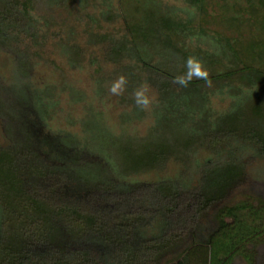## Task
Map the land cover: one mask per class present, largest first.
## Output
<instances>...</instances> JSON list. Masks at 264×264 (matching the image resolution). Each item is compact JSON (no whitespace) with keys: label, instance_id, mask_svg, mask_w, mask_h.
Wrapping results in <instances>:
<instances>
[{"label":"trees","instance_id":"1","mask_svg":"<svg viewBox=\"0 0 264 264\" xmlns=\"http://www.w3.org/2000/svg\"><path fill=\"white\" fill-rule=\"evenodd\" d=\"M115 1H59V6L78 14L77 21L73 18L64 22L72 35L64 46L75 58L69 67H75L82 57L81 48L75 44L80 23L86 44L99 46L100 53L104 47L101 60L108 66L118 62L120 53L137 39L147 42V33L119 15L97 17L100 10L111 12ZM210 1L220 0H173V6L166 2L168 9L181 18L177 22L166 19L163 29L203 52L215 49L219 39L215 41L213 28L207 29L213 24L204 19ZM41 9L44 7L38 0H3L0 4V47H6V42L16 47L19 56L26 59V77L33 78L34 50L56 32L55 21L45 24L40 18ZM111 23L120 24L116 34L102 30ZM43 25H47V33L37 43L32 31ZM60 33L63 37L59 43L65 41L64 33ZM27 42L33 43L24 46ZM177 42L167 36L162 45L171 48L180 60L194 57L184 53ZM136 58L144 68L145 80L156 85L161 94L171 93L173 87L186 88L173 82L174 77L185 74L183 71L172 74L152 60L139 55ZM100 62L90 60L95 67L97 96L103 94L101 83H96L102 81L98 78L100 69H104ZM229 75L219 76L228 82ZM262 75L264 69H256L257 81ZM195 82L193 79L190 84ZM229 84L235 93H251L253 89L242 83ZM219 88H208L202 100L213 102V92ZM147 94L152 104L143 116H149L154 101ZM71 96L79 102L84 100L81 94ZM57 99V95H40L33 98L30 109L23 104L30 120L25 119L16 132L2 121L5 144L0 145V264H235L236 260L264 264V179L254 177L255 173L247 169L253 160L264 161V134L255 131L246 135L255 151L253 160L208 157L201 162L199 177L185 172L175 179L168 163L177 160L173 158L177 151L161 144L127 166L126 181L94 180L87 173H75L70 166L85 154L84 146L75 145L76 133L61 130L58 136L59 130L49 128L59 106ZM91 115L105 129L101 114ZM137 120L140 122L139 117ZM188 146V140L180 144L181 149ZM244 187L253 189V193L235 200L236 191ZM146 191H150L151 201L142 195Z\"/></svg>","mask_w":264,"mask_h":264},{"label":"rangeland","instance_id":"2","mask_svg":"<svg viewBox=\"0 0 264 264\" xmlns=\"http://www.w3.org/2000/svg\"><path fill=\"white\" fill-rule=\"evenodd\" d=\"M38 1L44 7L40 11V18L44 19L45 24L50 20L55 21V30L59 32L56 35V32H51L45 44L34 50V79L24 76L26 59L19 56L11 42H6V47H0L1 146L5 144L2 121L8 122L16 132L25 119L30 120V114L23 109V104L30 109L34 104L33 98L52 94L57 95L59 106L49 122V128L59 130L58 136L62 135L59 133L61 130L76 133L75 145L84 146L85 154L77 164L71 163L70 166L75 173H87L94 180L126 181L127 166L138 157L142 159L145 151L161 144H167L177 151L173 157L177 160L171 159L168 163V170L175 179L185 172L193 178L199 177L201 162L208 157L219 161H247L254 156V148L246 135L255 131L264 134V75L260 81L255 78L256 69H264V0L262 3L260 0L208 2L204 19L213 24L207 26V29L213 28L212 37L215 41L219 39L216 48L209 52H203L179 37L175 39L173 31L163 29L162 23L166 19L177 22L181 18L165 5L166 2L172 5L173 0H116L111 12L100 10L97 17L110 13L119 15L140 32L147 33V42L137 39L120 53L118 62L108 66L101 60L104 47L100 53L99 46H88L83 23H80L75 44L81 48L82 57L73 68L69 67L75 63L73 51L64 46L66 42L70 43L72 35L64 22L78 17L77 11L59 6L60 0ZM2 3L3 0H0ZM46 26L33 29L37 43L47 33ZM119 28V23H111L104 25L102 30L116 34ZM60 32L64 33L65 41L59 43L63 37ZM167 36L173 42L178 41L177 45L183 46L184 53L194 55L202 62L209 73L210 82L195 79L197 82L188 87H173L171 93L164 95L156 85L145 80L146 73L136 55L144 60H152L172 74L187 72V59L176 58L171 48L162 45ZM224 38L228 41L225 42ZM31 43L27 42L24 46L30 47ZM91 59L101 61V66L107 68L105 71L100 69L98 78L102 81H96L102 84L100 88L103 94L99 96L95 92L96 74ZM226 72L230 74L229 83L250 85L252 92L242 95L236 103L219 97L206 104L202 100L204 92L210 87L219 88L225 84L226 81L219 75ZM121 75L128 81L126 91L122 96H114L109 88ZM145 83L154 100L149 116L142 115L144 110L137 107L133 95ZM75 94L83 95L84 100L77 101L75 96H71ZM91 113L101 114L105 129ZM133 119L137 121L128 124ZM184 140L189 141V146L181 149L180 144ZM261 168H264V161L261 160H253L247 167L251 173H255L254 177L264 179ZM149 180L157 181L158 178ZM253 191L247 187L239 189L234 195L235 200L249 196ZM149 192L142 195L151 201ZM235 264L245 263L236 260Z\"/></svg>","mask_w":264,"mask_h":264},{"label":"clouds","instance_id":"3","mask_svg":"<svg viewBox=\"0 0 264 264\" xmlns=\"http://www.w3.org/2000/svg\"><path fill=\"white\" fill-rule=\"evenodd\" d=\"M187 72L184 75H179L174 77L173 82L180 85L181 87H188L193 79H203L207 82L209 73L203 68L202 62L197 60L195 57H189L186 61ZM128 81L123 75L119 76L116 81L111 84L109 91L114 96H122L126 91V85ZM149 91V86L145 83L140 86L134 92V99L137 107L142 110L148 109L152 104V98L147 94Z\"/></svg>","mask_w":264,"mask_h":264},{"label":"flooded vegetation","instance_id":"4","mask_svg":"<svg viewBox=\"0 0 264 264\" xmlns=\"http://www.w3.org/2000/svg\"><path fill=\"white\" fill-rule=\"evenodd\" d=\"M216 91L213 92L214 95L216 96L215 98L221 97L222 100L229 99V101H232L233 103H236L237 101H239L242 95L250 93V91L248 90H243L240 93H235L236 92L235 88L232 87L231 84H229V82L227 81Z\"/></svg>","mask_w":264,"mask_h":264}]
</instances>
